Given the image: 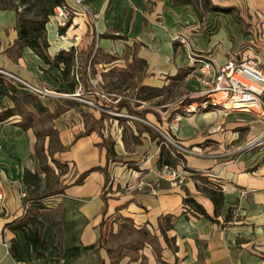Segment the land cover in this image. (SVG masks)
Returning <instances> with one entry per match:
<instances>
[{
  "label": "crops",
  "instance_id": "0c3cea01",
  "mask_svg": "<svg viewBox=\"0 0 264 264\" xmlns=\"http://www.w3.org/2000/svg\"><path fill=\"white\" fill-rule=\"evenodd\" d=\"M66 4L73 15L65 31L59 34L52 18L46 24L50 59L70 48L82 52L90 44L94 50L116 57L108 63H95L91 69L87 66V80L83 81L91 83V91L72 72L64 79L61 63H45L28 47L17 54L13 47L15 13L0 10V70L54 92L36 97L0 77V115L12 110L11 115L0 117V264H100L101 260L111 264L103 244L122 219L130 220L137 229H147L157 242L145 244L134 258L124 256L117 264H264V144L242 149L263 130V120L246 112L208 107L181 116L173 125L172 119L161 121L157 114L143 110L140 119L145 120L114 117L117 130L108 132L103 110H88L79 99L68 96L78 87L84 98L95 95L111 80L102 74L113 68L130 73L126 65L135 56L146 64L135 72L140 75V86L161 92L176 84L190 104L207 100L198 66L188 54L207 57L215 64H223L230 56L237 61L264 62V0H210L213 9L201 18L192 4L175 5L173 0H82L81 5L67 0ZM79 61L74 66L77 72L81 70ZM28 95L49 113L57 108L63 111L50 122L36 121L24 130L19 107L40 118ZM119 101L137 110L138 105L121 97ZM114 103V109L127 113L125 106ZM46 123L65 147L53 156L72 167V179L64 182L63 193L42 199L41 203H49L43 204L44 209L33 211L43 224L37 242L31 223L24 229H10L7 224L25 213L24 170H38L30 167L36 159L30 156L34 155L36 134ZM145 126L154 134L161 135L162 130L172 136L188 150L182 154L185 168L202 172L222 189L223 205L216 216L212 201L197 191L191 173L182 165L174 168L177 178L160 176L158 138ZM48 141L47 135L41 138L46 154ZM107 147L115 154L110 159ZM96 166L106 167L108 180L103 172L92 171L74 184L81 173ZM187 196L215 221L194 214L183 204ZM168 214L172 228L166 231V240L159 223ZM53 220L60 224V246L44 243L54 238ZM12 242L15 257L9 251Z\"/></svg>",
  "mask_w": 264,
  "mask_h": 264
},
{
  "label": "trees",
  "instance_id": "16d2710c",
  "mask_svg": "<svg viewBox=\"0 0 264 264\" xmlns=\"http://www.w3.org/2000/svg\"><path fill=\"white\" fill-rule=\"evenodd\" d=\"M64 3V0H0V10H12L15 13V28L17 30V38L14 42V49L17 54L19 50L23 47L30 48L36 55H38L45 63L63 65L62 75L64 79H68L70 73L72 72L75 62L79 61L81 63V70L78 72V80L83 82L84 89L88 88L87 91L92 90V85L88 81H83L87 78L86 68L87 66L90 69L95 63L104 62L108 63L116 59L115 56L109 55L101 52L99 49L94 50L93 44H90L86 50L82 52H76V49L70 48L67 52H59L53 59H50L47 48L49 46L46 38V24L49 22L54 8ZM175 5H184L192 4L195 10L198 12L199 17H202V14L206 11H211L213 9L210 6V0H173ZM229 11V9H226ZM68 27V24L65 27L59 28L58 33L62 34L65 29ZM11 49L8 50V52ZM81 54V57H80ZM127 69L131 68V72L127 73L124 71H118V68H113L105 74H102V77H109L113 73H119L122 77L117 82H114V85L120 87L127 78H133L137 76L135 72L142 70L146 66L144 61L137 60L133 56L131 63H127ZM1 77V76H0ZM87 80V79H86ZM111 84V82H110ZM113 84V83H112ZM71 89H73V84L69 82ZM140 91L148 90L151 92L149 95H143L137 100L146 101L149 98L158 96L160 90L157 88H150L145 86H140ZM27 99L32 103L36 111L40 114V118H36L35 115L31 112H28L24 107H19L22 115L20 126L22 129L26 130L28 127L33 126L36 121L50 122L54 117H57L63 110L57 108L53 113H49L48 110L40 104V102L31 95L27 96ZM15 106H19L18 101L14 98ZM120 106H125L127 113L129 115L136 116L138 118L142 117L143 110H134L130 105L125 104L124 101H118ZM12 114V110H6L3 112L0 117L9 116ZM44 120V121H43ZM92 123H98L93 120ZM145 130L150 132V135L154 138L157 137V144L159 146V158L158 162L161 165H167L171 168H175L176 165L180 164L185 168V158L179 153L173 146L168 144L165 139L160 134H154L151 128L145 126ZM37 141L35 144L34 155L30 157L36 158L38 162V170L33 172L25 169L23 180L27 186V192L23 197V205L26 206L25 213L23 216L14 220L13 222L7 224V227L10 229H24L28 223H31L36 228V241L40 240V230L43 226L42 222L37 218L33 213L34 210L44 209L45 207L41 203L42 199L47 197L58 195L63 193L65 185L54 187L50 186L48 183L49 175L54 174L55 170L51 168L48 164V159L54 165L57 172V176H54L55 183H58L59 178L65 174L63 170V163H60L57 159L54 158L55 151H64L65 147L59 143L57 132L51 128V125L43 128L41 133L36 134ZM49 137L47 154L45 153L43 142L41 138L45 136ZM172 138V136H171ZM174 139V138H172ZM105 142V141H104ZM107 158L110 159L115 156L111 147H107ZM92 171H101L104 173L106 180H108L106 167L96 166L90 168L83 173H81L74 184H80L85 177ZM191 173L195 181V186L198 192L207 196L214 205V215L216 216L223 205V192L222 189L215 183H213L208 176L202 174L197 170H188ZM44 176V177H42ZM29 204V205H28ZM183 204L189 206L192 209L194 214L202 215L208 218L211 221H215L214 218L209 216L204 208L197 203L192 197H185L183 199ZM44 213L47 214L45 211ZM228 215H226L227 218ZM172 216L165 215L160 219L159 228L164 239L167 240L166 231L172 228L171 223ZM54 225V238L49 241H44L45 244L57 243L60 246V224L59 221L53 220ZM157 242L156 236H153L145 228L137 229L133 226V223L128 219H122V222L118 225L117 231L114 234H111L109 239L104 242L103 247L105 248L108 257L111 260V264H117V262L124 256H130L134 258V255L141 250L145 244H154ZM10 254L15 257V244L12 242L9 248ZM100 264H103V261H100Z\"/></svg>",
  "mask_w": 264,
  "mask_h": 264
},
{
  "label": "built area",
  "instance_id": "2783aa9c",
  "mask_svg": "<svg viewBox=\"0 0 264 264\" xmlns=\"http://www.w3.org/2000/svg\"><path fill=\"white\" fill-rule=\"evenodd\" d=\"M66 1L64 0V3L55 7L51 16L58 28L65 27L72 19L73 10L66 4ZM72 1L77 5L82 4V0ZM188 57L198 66L201 81L206 86L203 96L207 97V100H203L197 104H190L186 108L187 114L196 113L210 107L223 111L250 113L264 121V62H259L255 59L237 61L234 56H230L223 64H215L211 59L204 56L188 54ZM72 75L78 80L79 76L76 69L72 71ZM0 76L8 78L19 88L26 90L36 97H49L54 94L53 91L47 88L36 86L4 70H0ZM79 91L80 88L78 87L77 92L68 96L87 102L79 98ZM95 94L102 98L108 96L98 90L95 91ZM119 99L120 97L118 96L114 102L119 101ZM97 108L106 111L102 107ZM161 135L179 153H188V150L177 144L174 139L166 137L162 132ZM262 144H264V128L257 135L249 139L242 149L252 150ZM160 176L177 178L175 169L167 165H162ZM1 195L0 188V197Z\"/></svg>",
  "mask_w": 264,
  "mask_h": 264
},
{
  "label": "rangeland",
  "instance_id": "374dc122",
  "mask_svg": "<svg viewBox=\"0 0 264 264\" xmlns=\"http://www.w3.org/2000/svg\"><path fill=\"white\" fill-rule=\"evenodd\" d=\"M120 64L123 65V63H120ZM80 65L81 63L79 64V67ZM101 68L102 67H98L99 70ZM121 78L122 77L119 75V73H113V75H111V78H109L111 80L108 81V85L98 89V91H102L105 95H108L107 97H105L107 99L102 98L101 96L96 95V94L95 95L91 94L90 96L87 95L85 98L82 96L79 97L80 99H83L87 102H91V103H87L84 101H80L81 103L87 106L88 110L97 111V107H102L106 110L104 111V113L106 114L107 119H106L104 128L108 132L117 130V126L112 124L114 123V120H113L114 117H120L123 120H136V119L143 120L144 119V118L140 119L136 116L129 115L125 113L124 111H118L114 109L113 108L115 104L114 97H113L114 95L120 96L121 99H124L130 102L133 106L138 105L137 107L135 106L137 110L149 111L148 115L157 114V116H159L161 121H167V120L172 119L173 125H176L177 120H179L181 116L188 115L186 113V108L190 105V99L183 96L182 90L178 86H176V84H170L166 89L161 90V92L159 93V96L149 98L146 101H141L137 99L141 98L143 95L147 96L151 94V92L148 90L140 91L141 90L140 82H139L140 75H137L136 78L134 79L127 78V80L123 84H121L120 87H117L116 85H114V82H117L116 80L120 81ZM110 82H112L113 84L112 83L110 84ZM103 100H105L106 102ZM105 103H108L110 106L104 107ZM46 126L48 127L49 124L46 123ZM39 128H40V125H39ZM158 131L156 130V132ZM160 131L166 137L172 139L165 131H162V130ZM143 157L144 155L141 156V158ZM47 161H48L49 166H51V168H55V165L51 161H49V159ZM31 166L35 168L38 167V163L36 159L34 160L33 163H31L30 167ZM63 166H64L63 170L65 171V174L59 178L57 184L55 183L56 181L54 180V176H57L58 170L55 171L54 174L49 175L48 183L50 186H54V187L60 186L61 187L64 185V182L71 181L72 167L67 166V165H63ZM42 204H49V203L43 202Z\"/></svg>",
  "mask_w": 264,
  "mask_h": 264
}]
</instances>
